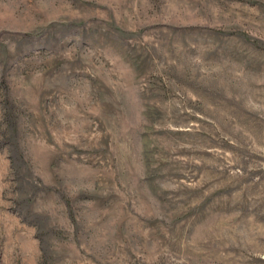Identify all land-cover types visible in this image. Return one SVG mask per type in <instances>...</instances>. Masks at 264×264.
Segmentation results:
<instances>
[{"label": "rangeland", "instance_id": "obj_1", "mask_svg": "<svg viewBox=\"0 0 264 264\" xmlns=\"http://www.w3.org/2000/svg\"><path fill=\"white\" fill-rule=\"evenodd\" d=\"M0 264H264V0H0Z\"/></svg>", "mask_w": 264, "mask_h": 264}]
</instances>
